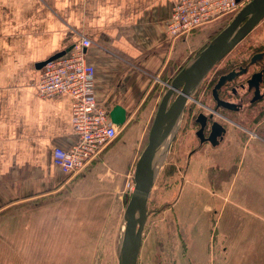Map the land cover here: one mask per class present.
<instances>
[{"label":"rangeland","instance_id":"1","mask_svg":"<svg viewBox=\"0 0 264 264\" xmlns=\"http://www.w3.org/2000/svg\"><path fill=\"white\" fill-rule=\"evenodd\" d=\"M231 20L203 27L201 49ZM256 51H264V20L209 74L199 96L225 62L247 60ZM165 89L154 88L149 121L119 129L115 143L130 147L128 158L129 150L118 151L121 162L79 175L55 197L0 214V264H117L134 165ZM236 120L226 123L221 146L189 159L196 144L184 117L148 198L137 264H264V100Z\"/></svg>","mask_w":264,"mask_h":264},{"label":"crops","instance_id":"2","mask_svg":"<svg viewBox=\"0 0 264 264\" xmlns=\"http://www.w3.org/2000/svg\"><path fill=\"white\" fill-rule=\"evenodd\" d=\"M178 1L0 0V214L55 197L130 149L115 140L74 176L57 168L52 150L77 140L72 100L37 95L39 64L87 38L97 103L124 110L125 125L149 121L156 85L166 86L207 38L202 28L185 41L169 39L165 26Z\"/></svg>","mask_w":264,"mask_h":264},{"label":"water","instance_id":"3","mask_svg":"<svg viewBox=\"0 0 264 264\" xmlns=\"http://www.w3.org/2000/svg\"><path fill=\"white\" fill-rule=\"evenodd\" d=\"M262 20H264V0H247L228 25L197 54L190 57L167 84L150 126L147 144L134 165L133 190L123 214V227L117 240L119 252L117 264H137L146 222L148 198L169 158L188 104L194 101L200 87L214 68ZM69 49L42 62L39 68L63 56ZM232 76L234 74L220 77L213 89V98L218 106L228 108V104L218 99L216 91ZM254 87L258 92V84ZM109 116L111 122L118 128H122L125 124L126 113L121 108L115 106L109 112ZM214 127L217 131L212 133L213 146L218 144V137L221 140L225 134V129L221 125L214 124Z\"/></svg>","mask_w":264,"mask_h":264},{"label":"built area","instance_id":"4","mask_svg":"<svg viewBox=\"0 0 264 264\" xmlns=\"http://www.w3.org/2000/svg\"><path fill=\"white\" fill-rule=\"evenodd\" d=\"M245 0H179L166 23L170 40H187L201 28L233 16ZM91 42L82 37L63 56L48 62L39 72L37 95L71 98L73 133L76 142L68 149L54 148L52 160L65 175L74 176L98 158L118 137L109 111L95 98V69L87 62ZM167 86V84H166Z\"/></svg>","mask_w":264,"mask_h":264},{"label":"flooded vegetation","instance_id":"5","mask_svg":"<svg viewBox=\"0 0 264 264\" xmlns=\"http://www.w3.org/2000/svg\"><path fill=\"white\" fill-rule=\"evenodd\" d=\"M200 49L201 47L197 48L194 53ZM225 63L224 71H214L217 76L212 80V84L209 87L206 86V89L202 91L203 97L199 95L206 80L197 92L193 106L187 107L185 110L184 117H186L187 122L191 123L192 136L196 144L188 154L189 159L205 147L212 150L221 146L227 134L226 123L229 121L237 122L236 117L245 112L247 114L254 108L255 104L264 100V51L252 53L247 60ZM229 74H234V76L216 91L218 99L228 104V108H224L218 106L214 100L213 89L220 77ZM255 84H258V92L254 87ZM214 124H219L225 129V134L221 140L218 137L217 141L219 142L215 146L212 142V133L217 131ZM186 130L188 131V129Z\"/></svg>","mask_w":264,"mask_h":264},{"label":"bare ground","instance_id":"6","mask_svg":"<svg viewBox=\"0 0 264 264\" xmlns=\"http://www.w3.org/2000/svg\"><path fill=\"white\" fill-rule=\"evenodd\" d=\"M119 253V252H118ZM117 260H118V254H117Z\"/></svg>","mask_w":264,"mask_h":264}]
</instances>
